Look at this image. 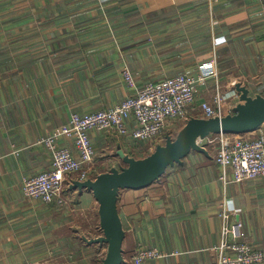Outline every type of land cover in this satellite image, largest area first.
Instances as JSON below:
<instances>
[{
  "label": "crops",
  "instance_id": "obj_1",
  "mask_svg": "<svg viewBox=\"0 0 264 264\" xmlns=\"http://www.w3.org/2000/svg\"><path fill=\"white\" fill-rule=\"evenodd\" d=\"M137 30L141 46L133 45L136 38L121 43ZM159 37L166 41L157 48L153 40ZM216 37L227 42L214 48ZM200 39L208 40V51ZM160 54L189 60L163 61ZM207 55L214 57L197 58ZM256 55L264 62V0H0V264L40 262L53 246L71 241L55 237L59 230L69 228L73 240L87 242L76 233L82 231L80 217L99 219L92 192L73 189L72 178L64 191L70 208L60 214L53 205L26 198L22 182L51 167L52 154L42 140L67 125L73 113L110 109L131 95L126 68L138 75L141 87L168 77L148 80L152 72L199 73L212 60L217 68L220 62L249 71L245 57ZM213 84L199 89L198 102L211 99ZM248 88L252 96L264 94V80ZM91 138L96 177L126 166L119 149L131 156L133 146L142 144L111 131H92ZM60 144L74 152L71 141ZM225 199L234 206L231 225L242 223L264 253V179L225 187L212 153H192L151 187L120 192L124 264L138 248L152 247L165 256L140 264H216Z\"/></svg>",
  "mask_w": 264,
  "mask_h": 264
},
{
  "label": "built area",
  "instance_id": "obj_2",
  "mask_svg": "<svg viewBox=\"0 0 264 264\" xmlns=\"http://www.w3.org/2000/svg\"><path fill=\"white\" fill-rule=\"evenodd\" d=\"M226 42L225 38L216 37L213 39L214 48ZM123 74L132 93L122 103L93 113H73L67 125L42 140L52 154L51 167L23 179L22 192L26 198L40 200L58 210L70 208V199L64 194L66 184L72 178L78 182L96 178L97 152L91 138L92 131H111L117 136L142 142L165 140V136H172L174 132L167 133L172 124H175L172 127L176 123L184 126L191 118H200L197 114L206 119L233 115L241 103L240 94L229 91L220 82L215 60L208 62L197 75L179 74L147 82L141 87L129 69L126 68ZM211 79H215L211 99L198 102L199 89L207 87ZM131 121L134 128L129 127ZM62 139L73 143L74 152L70 146L60 144ZM197 144L214 153L220 181L225 187L264 179V126L242 135H211L198 139ZM233 211L231 200H223L220 212L222 241L214 248L216 264H264L263 251L250 242L243 224L231 225ZM98 230L102 234L100 225ZM164 256L165 253L157 247L138 248L128 263L140 264Z\"/></svg>",
  "mask_w": 264,
  "mask_h": 264
},
{
  "label": "water",
  "instance_id": "obj_3",
  "mask_svg": "<svg viewBox=\"0 0 264 264\" xmlns=\"http://www.w3.org/2000/svg\"><path fill=\"white\" fill-rule=\"evenodd\" d=\"M241 103L233 115L223 118H191L176 137L166 136V143L157 146L154 153L144 159H136L121 149L117 155L125 167L114 168L93 180L75 182L73 189L92 192L99 204V220L102 236L88 240L91 244H107L105 258L98 264H124L126 233L121 219L118 200L121 191H141L158 182L169 169L182 166L192 153L209 156L206 148L197 144L198 139L211 135L253 133L264 126V94L251 95L248 87L236 85Z\"/></svg>",
  "mask_w": 264,
  "mask_h": 264
},
{
  "label": "rangeland",
  "instance_id": "obj_4",
  "mask_svg": "<svg viewBox=\"0 0 264 264\" xmlns=\"http://www.w3.org/2000/svg\"><path fill=\"white\" fill-rule=\"evenodd\" d=\"M136 13H132V15H131L132 16L131 21L133 20L132 21L133 24H136V22L138 24V21L136 18ZM123 21H121V22L123 23ZM140 35H141V32H139V30L129 32V33H127L126 36H130V37L122 38L121 43L128 44L133 38H136V39H133V45L137 46V47L141 46V44L144 43V41L139 38ZM162 35H163V33L159 34V36H162ZM149 37H150V35H149ZM151 40H152V38L151 39L149 38L147 41H151ZM165 41H166V39L159 37L158 39L153 40V43H154L153 45L157 48H160L164 44ZM177 41L182 42L183 40H177ZM197 41H199V43H202L201 47L203 48V50L208 51V49H207L208 48V44H207L208 40L200 39ZM155 43H157V44H155ZM162 50L165 51L166 49H162ZM139 57H140L139 55H134V58L139 59ZM157 57L163 61H168V60H171L172 58H174V59L176 58L179 62H187L189 60V56L183 55V54H180V55L160 54ZM201 57H202V59H207L210 56L209 55L197 56L198 59H200ZM262 58H263V56H257V55L245 57L246 62H243V64L245 63L244 69L249 70V71H244V72L235 71V70L231 69V66L229 65V63L222 65L219 62L218 77H219L220 82L223 85H225L227 88H229V91H233V90L237 91L236 85L239 83H244L243 84L244 86L251 87L253 83H258L259 81H263L264 80V69H263L264 62L262 61ZM250 60H252L253 62H250ZM238 61H240L239 57H238ZM240 66L241 65L239 64L238 67L240 68ZM236 69H238V68H236ZM251 69H254V70H251ZM197 73H198V71L197 72L196 71H194V72H191V71H167L165 73H160V72L153 73L152 72L149 75H147L148 77H146V78L148 80L151 79L152 81H154V80H157V77L158 78L164 77V76L170 77V76H175V75H179V74L194 75ZM132 74H133L136 82L137 83L140 82L139 81L140 79L138 80V78H139L138 75L135 76L134 73H132ZM160 74H162V76ZM240 74H242V75H240ZM142 75H144L143 72H142ZM214 80L215 79H211L210 81L214 82ZM148 82H151V81H148ZM213 85H215V82ZM197 115H199V117L202 118L200 114H197ZM173 125H175V124H172L171 126H169L167 133L174 131V132H172L173 133L172 137L174 138L177 136L178 132L184 126H181L182 123H176L175 127H172ZM165 143H166V138H165V140L162 138L161 140H158V141L142 142V144H137V146L134 145L133 149L129 153L133 158L144 159V158L148 157L149 155H151L152 153H154L157 146L164 145ZM212 155L214 156L213 152H212ZM260 180H263V179H260ZM36 201L43 203L40 200H36ZM57 212L62 214L61 212H59V210ZM71 218H73V220H76V218L79 219V216L78 217H71ZM80 218H82L84 223L82 222L81 233L80 234L76 233V235H78L79 239H82V238L87 239V242L83 243L82 240H78V241L73 240V236H75V234L69 228H67L66 231H63V230L56 231L55 237H58L61 235L63 238V236H67V238L70 239L71 241H68V243L65 246L63 245V243L61 245L53 246L51 251H49V255L44 257L43 259H39L40 262H37V263H39V264H95V263H97L98 264V263H100V261H102L105 258L106 253H107V247H108L107 244H102V245L91 244L88 241V240L98 238L102 235L101 232H99V230L96 229L97 224L100 223V220L97 219V217L95 215H93V216L87 215V216H82ZM74 229H75V227H74ZM60 237H58V238H60ZM41 249H43V248H37V250H41Z\"/></svg>",
  "mask_w": 264,
  "mask_h": 264
}]
</instances>
